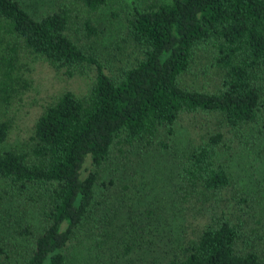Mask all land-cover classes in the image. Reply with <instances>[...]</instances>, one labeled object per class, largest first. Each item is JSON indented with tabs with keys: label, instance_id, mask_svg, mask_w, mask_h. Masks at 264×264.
<instances>
[{
	"label": "trees",
	"instance_id": "obj_1",
	"mask_svg": "<svg viewBox=\"0 0 264 264\" xmlns=\"http://www.w3.org/2000/svg\"><path fill=\"white\" fill-rule=\"evenodd\" d=\"M24 1L0 0V106L27 57L90 83L20 146L0 119V264H264V173L233 157L264 168V0Z\"/></svg>",
	"mask_w": 264,
	"mask_h": 264
},
{
	"label": "rangeland",
	"instance_id": "obj_2",
	"mask_svg": "<svg viewBox=\"0 0 264 264\" xmlns=\"http://www.w3.org/2000/svg\"><path fill=\"white\" fill-rule=\"evenodd\" d=\"M146 0H134L135 4H141ZM57 0H25L22 5L34 16L40 17L44 13L51 11ZM131 5V0H130ZM26 64L24 79L27 81V88H20L17 94L12 95L7 106H0V119L10 123V131L5 148L20 146L30 135L33 125L43 109L56 97L65 91H70L76 95H83L90 83L89 78L81 76L67 77L61 71H56L41 59L24 58L21 61ZM208 119V118H207ZM214 122L211 119H196L190 126L185 124L188 133L185 135L187 141H196L201 136V132H206L209 126L212 128ZM230 136V135H229ZM232 137V136H230ZM186 141V140H185ZM180 144L183 145L185 142ZM236 144V143H235ZM232 151L236 148L232 145ZM243 146V145H242ZM236 150L233 152L235 172L239 174L237 181L244 179L248 182L264 173V168L260 170L252 169L249 166H242L239 162L242 158ZM88 166V164L86 165ZM259 172V173H258ZM198 219V218H196ZM199 221V220H198ZM196 222H194L195 224Z\"/></svg>",
	"mask_w": 264,
	"mask_h": 264
}]
</instances>
